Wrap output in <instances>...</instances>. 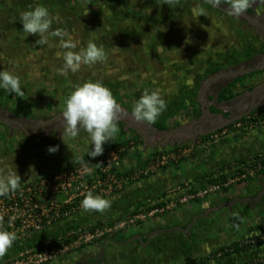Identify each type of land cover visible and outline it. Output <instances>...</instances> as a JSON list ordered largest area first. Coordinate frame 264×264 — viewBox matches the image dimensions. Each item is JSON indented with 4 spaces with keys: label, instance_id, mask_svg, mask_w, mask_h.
I'll return each mask as SVG.
<instances>
[{
    "label": "rangeland",
    "instance_id": "rangeland-1",
    "mask_svg": "<svg viewBox=\"0 0 264 264\" xmlns=\"http://www.w3.org/2000/svg\"><path fill=\"white\" fill-rule=\"evenodd\" d=\"M38 5L53 18L50 30L79 41L75 51L91 40L107 59L58 74L59 38H50L52 48L37 45L38 35L26 36L19 21ZM201 8L207 15H199ZM262 53L264 3L234 17L227 4L213 8L207 0L172 7L164 0H0V70L18 75L24 91L18 97L0 90V172L16 171L22 189L79 164L88 134L63 137L61 113L69 94L87 81L102 82L120 105V132L104 148L122 144L105 153L109 160L85 162L92 172L73 184L79 195L70 215L22 236L0 264H264V173L233 181L245 160L215 169L206 164L230 141L256 132L264 139V84L257 86L264 83V64L241 66ZM255 69L263 71L250 74ZM145 89L159 90L167 103L153 125L132 115ZM223 90L229 99L219 100ZM252 93L260 103L249 108ZM240 114L244 120L205 134ZM50 146L58 152L50 154ZM102 163H112L116 182L84 190L101 175ZM223 181L230 182L211 190ZM89 191L109 199L111 208L83 212ZM57 198L63 203L68 195ZM46 200L37 199L38 210ZM42 217L51 219L48 208ZM235 243L248 248L219 251Z\"/></svg>",
    "mask_w": 264,
    "mask_h": 264
},
{
    "label": "clouds",
    "instance_id": "clouds-1",
    "mask_svg": "<svg viewBox=\"0 0 264 264\" xmlns=\"http://www.w3.org/2000/svg\"><path fill=\"white\" fill-rule=\"evenodd\" d=\"M172 7L179 0H164ZM213 8H220L222 4L228 5V14L234 17L242 16L251 4L264 3V0H207ZM199 15H207L206 10L199 9ZM19 21L23 25V32L28 35H38L36 44L54 47L50 38H59L58 47L63 51L56 52L57 58H62L63 66L58 69V74L67 75L69 72L77 73L82 65L92 66L104 62L107 57L103 46L89 41L86 46L78 48L79 41L73 39L65 30H50L53 23L48 9L38 5L20 14ZM191 83V81H189ZM0 90L18 97L24 96L21 80L18 75L8 70H0ZM167 109V103L162 98L159 90L145 89L132 108V115L137 121L149 125L156 123L158 117ZM120 105L114 98L111 90L102 82L87 81L75 87L64 101L61 113L63 120V137L65 135L75 138L83 131L89 137L88 157L96 158L103 155L104 145L114 141L120 132L116 121V114ZM59 146H50L48 152H58ZM83 171L90 174V169L84 167ZM21 188V177L16 171L0 172V197H11ZM111 201L89 191L81 201V208L85 213L103 214L111 208ZM12 220L15 219L13 216ZM16 235L0 229V258L13 246Z\"/></svg>",
    "mask_w": 264,
    "mask_h": 264
},
{
    "label": "built area",
    "instance_id": "built-area-1",
    "mask_svg": "<svg viewBox=\"0 0 264 264\" xmlns=\"http://www.w3.org/2000/svg\"><path fill=\"white\" fill-rule=\"evenodd\" d=\"M216 138H218V136H216ZM107 158L106 154V156H104L103 159L100 158L101 160L99 161L109 160ZM103 163L100 167L101 175L93 179L91 184L87 183L86 185H82L84 186V190L91 188L92 191L93 186H95L94 184L100 187L109 186L111 189V183L109 180H112L113 183L116 182V173H110L112 163H109L107 166ZM158 165L159 164L156 163L155 166ZM155 166L152 165V167ZM84 167H87L90 169V172H92V168L89 163H79L71 169L66 170L65 174L61 173L54 177H50L43 180L41 183L29 184L18 190L17 193L10 198H0V227H2L3 230H7L16 235L17 239L14 243L29 232L43 230V228L47 225L46 223L50 222L52 219L66 217L72 213L73 209L76 208L72 206L73 199L79 195L77 192L75 193V189L77 187L75 186L76 188H73V184L75 183L76 185L80 181L87 179L86 176L88 173L83 171ZM236 170L237 176L233 179V181L242 180L247 177H254L263 173L264 153L238 163L236 165ZM221 174L222 173H220V175ZM229 182L230 181L220 182L214 185L215 187L211 190L217 188L219 189L221 186H227ZM119 185L120 183H116V186ZM64 194L68 195V200L63 203H59L57 197ZM40 196H45L48 200H46L47 204L44 205L45 207L38 210L37 199ZM47 208L51 212V219L45 221V217L43 218L42 215L45 214ZM13 216L15 217L14 220L11 219ZM17 263H19V261H17Z\"/></svg>",
    "mask_w": 264,
    "mask_h": 264
},
{
    "label": "crops",
    "instance_id": "crops-1",
    "mask_svg": "<svg viewBox=\"0 0 264 264\" xmlns=\"http://www.w3.org/2000/svg\"><path fill=\"white\" fill-rule=\"evenodd\" d=\"M252 96L255 97V94L252 93ZM259 134L260 133L257 132L249 134L245 139L239 138L236 141L233 140L228 142L222 147L215 148L212 151L213 158H211V161H208V163L206 162L207 166H209L208 169H215L233 161L246 160L247 158L256 155L258 152L264 151V139L260 140ZM262 176H264V174ZM260 183L262 184L263 181L259 180V184ZM259 198L260 197H255L254 199L258 200ZM252 199L253 198L243 199V201L249 202ZM238 201L239 199H233V201H230L229 203H237ZM227 204H222V206L224 207Z\"/></svg>",
    "mask_w": 264,
    "mask_h": 264
},
{
    "label": "trees",
    "instance_id": "trees-1",
    "mask_svg": "<svg viewBox=\"0 0 264 264\" xmlns=\"http://www.w3.org/2000/svg\"><path fill=\"white\" fill-rule=\"evenodd\" d=\"M260 71H263V70H255V71H253L252 73H250V74H254V73H259ZM239 78H242V76L240 77L239 76ZM224 92H225V90H223L221 93H220V95H219V100H227V99H229V97L228 96H226L225 94H224ZM239 120H244V117H242L241 119H239ZM164 126H161V129L163 128ZM203 137H205V136H203ZM122 146V144H118V145H109L108 147H105L104 149H105V151H104V153H103V155H101V156H98V157H96V158H98V159H100V158H104V156H105V153H107V152H109V151H111V150H113V149H115V148H118V147H121ZM96 158H91V157H88V155L87 154H85L82 158H80V159H78V161H77V163H85L86 161H88V160H90V159H96ZM71 166H72V164H71ZM70 166V167H71ZM73 167V166H72ZM63 170V169H62ZM264 173V172H263ZM211 181H213V179H211ZM232 247H236L235 248V250L237 251V252H239V251H241V250H244V249H246V248H248V246L247 245H245L244 247L243 246H239V243H235V244H233V245H231V246H228V247H222L219 251H221V252H224V254H229V253H227L226 252V248H232Z\"/></svg>",
    "mask_w": 264,
    "mask_h": 264
},
{
    "label": "flooded vegetation",
    "instance_id": "flooded-vegetation-1",
    "mask_svg": "<svg viewBox=\"0 0 264 264\" xmlns=\"http://www.w3.org/2000/svg\"><path fill=\"white\" fill-rule=\"evenodd\" d=\"M257 27V26H256ZM259 64H264V53H262V54H258L257 55V57H255V58H252V59H250L249 61H247V62H245V63H243L241 66L243 67V66H247V65H251V66H253V65H259ZM255 70H257V69H255ZM237 71H239V69H237L236 70V72ZM223 84V82H221V84L220 85H222ZM262 84H264V83H261L260 85H257V86H262ZM264 86V85H263ZM261 88V87H260ZM216 89H218V86H216ZM261 90H263L261 93H259L260 95H264V87H263V89L261 88ZM256 102H259V100L258 101H256V97H254V96H252V99H251V101H250V104H249V108H252L253 107V105L256 103ZM260 103V102H259ZM249 110L250 109H248L247 111L249 112ZM240 115H244V114H240ZM236 116H239V115H236ZM241 119V118H240ZM218 127V126H217ZM215 128V127H214ZM213 128V129H214ZM203 133V132H202Z\"/></svg>",
    "mask_w": 264,
    "mask_h": 264
},
{
    "label": "water",
    "instance_id": "water-1",
    "mask_svg": "<svg viewBox=\"0 0 264 264\" xmlns=\"http://www.w3.org/2000/svg\"><path fill=\"white\" fill-rule=\"evenodd\" d=\"M243 115H239V116H235V117H230L229 119H227L226 121H224L221 125H219L218 127H215L213 130H209V131H206L205 134H208L216 129H220L222 127H224L226 124L232 122L233 120H236V119H240ZM140 240H141V237H138Z\"/></svg>",
    "mask_w": 264,
    "mask_h": 264
}]
</instances>
